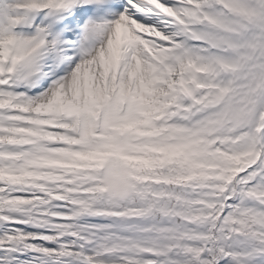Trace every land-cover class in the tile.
I'll list each match as a JSON object with an SVG mask.
<instances>
[{
    "label": "snow or ice",
    "instance_id": "snow-or-ice-1",
    "mask_svg": "<svg viewBox=\"0 0 264 264\" xmlns=\"http://www.w3.org/2000/svg\"><path fill=\"white\" fill-rule=\"evenodd\" d=\"M0 264H264V0H0Z\"/></svg>",
    "mask_w": 264,
    "mask_h": 264
}]
</instances>
